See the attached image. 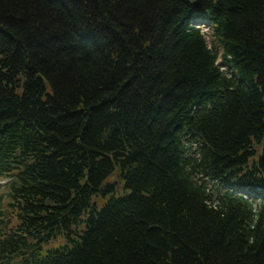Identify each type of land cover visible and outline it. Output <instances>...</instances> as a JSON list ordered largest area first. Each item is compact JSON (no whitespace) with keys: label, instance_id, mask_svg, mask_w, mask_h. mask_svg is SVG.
Instances as JSON below:
<instances>
[{"label":"trees","instance_id":"trees-1","mask_svg":"<svg viewBox=\"0 0 264 264\" xmlns=\"http://www.w3.org/2000/svg\"><path fill=\"white\" fill-rule=\"evenodd\" d=\"M204 176L264 188V0H0V264H264Z\"/></svg>","mask_w":264,"mask_h":264},{"label":"rangeland","instance_id":"rangeland-1","mask_svg":"<svg viewBox=\"0 0 264 264\" xmlns=\"http://www.w3.org/2000/svg\"><path fill=\"white\" fill-rule=\"evenodd\" d=\"M207 30V29H206ZM208 31V30H207ZM208 33V32H207ZM4 191V186L3 187H0V192H3ZM3 194V193H1Z\"/></svg>","mask_w":264,"mask_h":264}]
</instances>
